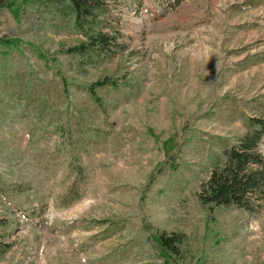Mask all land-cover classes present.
Here are the masks:
<instances>
[{
	"label": "rangeland",
	"instance_id": "obj_1",
	"mask_svg": "<svg viewBox=\"0 0 264 264\" xmlns=\"http://www.w3.org/2000/svg\"><path fill=\"white\" fill-rule=\"evenodd\" d=\"M105 11L95 54L64 1L0 0V264H264V174L197 196L264 120V0Z\"/></svg>",
	"mask_w": 264,
	"mask_h": 264
},
{
	"label": "trees",
	"instance_id": "obj_2",
	"mask_svg": "<svg viewBox=\"0 0 264 264\" xmlns=\"http://www.w3.org/2000/svg\"><path fill=\"white\" fill-rule=\"evenodd\" d=\"M34 1L48 3L57 0ZM61 1H64L72 12L75 28L87 39L88 49L95 54L100 53V49L107 43L105 39L111 37L94 31L90 23H94L99 14L106 13L107 0ZM263 135L264 120H259L250 134H244L236 145L222 150L220 159L212 165L206 180L199 186L197 196L201 204H239L244 195L259 189L264 174V159L258 154L256 144ZM158 240L163 249L171 244L169 237L158 235Z\"/></svg>",
	"mask_w": 264,
	"mask_h": 264
}]
</instances>
